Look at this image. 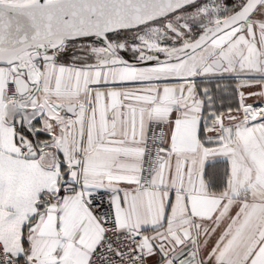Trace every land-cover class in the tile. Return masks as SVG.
<instances>
[{
	"label": "snow or ice",
	"instance_id": "snow-or-ice-1",
	"mask_svg": "<svg viewBox=\"0 0 264 264\" xmlns=\"http://www.w3.org/2000/svg\"><path fill=\"white\" fill-rule=\"evenodd\" d=\"M0 264H264V0H0Z\"/></svg>",
	"mask_w": 264,
	"mask_h": 264
}]
</instances>
